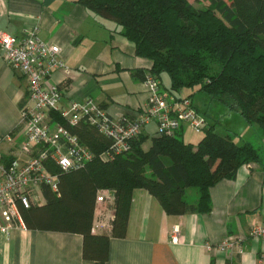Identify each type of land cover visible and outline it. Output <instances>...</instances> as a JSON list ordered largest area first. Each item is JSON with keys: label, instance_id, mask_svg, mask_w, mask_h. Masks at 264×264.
Instances as JSON below:
<instances>
[{"label": "trees", "instance_id": "1", "mask_svg": "<svg viewBox=\"0 0 264 264\" xmlns=\"http://www.w3.org/2000/svg\"><path fill=\"white\" fill-rule=\"evenodd\" d=\"M208 1L197 7L189 0H78L121 25L136 54L152 61L148 72L138 71L143 80L152 75L161 85L162 75L168 73L169 93L183 98L179 91L197 88L226 106L220 111L223 116L239 113L264 134V0ZM204 108L198 110L211 117V110ZM52 116L68 125L61 113L53 111ZM219 123L214 116L197 144L187 142L180 129L174 136L153 137L148 149L143 128L128 151L111 159L101 155L111 140L97 126L86 121L70 126L95 156L68 171L52 166L58 173V191L44 186L43 203L20 207L25 226L82 234L84 257L102 264L109 259L110 239L127 234L136 188L156 196L168 214L210 212L212 186L235 178L245 164L264 168V147L251 141L238 144L235 131L216 132ZM102 188L114 192L110 234L93 231L97 192ZM190 188L197 189L193 203L186 198Z\"/></svg>", "mask_w": 264, "mask_h": 264}, {"label": "crops", "instance_id": "2", "mask_svg": "<svg viewBox=\"0 0 264 264\" xmlns=\"http://www.w3.org/2000/svg\"><path fill=\"white\" fill-rule=\"evenodd\" d=\"M36 28L43 39L60 46L61 56L70 68L69 73L60 69L53 73L55 81L67 82L63 85V106L71 100L92 96L119 121L126 116L135 118L144 111L150 92L138 71L148 72L152 61L136 54L134 42L121 33L122 27L116 21L102 17L78 0H0V31L20 36ZM163 85L162 77L161 89L167 93L168 87L165 89ZM26 92L27 81L7 65L0 53V150L9 156L19 152L24 139L20 125ZM192 100L197 109H205L199 108L194 96ZM244 128L253 130L259 140L257 144L264 147L261 129L253 124ZM181 130L184 139L195 144L189 138L194 129L184 124ZM143 131L149 136L144 143L148 149L151 139L160 135L157 121L150 120ZM231 131L238 134V144L253 142L243 132ZM9 134L12 141L2 140ZM210 194V212L172 215L147 189L136 188L127 234L110 239L109 259L102 264H259L264 243L251 238L249 229L254 220L264 224L262 165L254 162L243 165L235 178L223 179L212 186ZM186 196L191 203L198 198L197 193L192 196L191 189ZM99 208L104 210L108 225L95 226L100 212L95 210L93 231L110 234L114 201L100 204ZM230 234L246 237L243 254L229 256L207 249V243L219 245ZM0 264L99 263L84 257L82 234L32 230L23 222L10 234L0 232Z\"/></svg>", "mask_w": 264, "mask_h": 264}, {"label": "built area", "instance_id": "3", "mask_svg": "<svg viewBox=\"0 0 264 264\" xmlns=\"http://www.w3.org/2000/svg\"><path fill=\"white\" fill-rule=\"evenodd\" d=\"M0 53L7 65L27 81L20 125L24 139L19 152L9 156L0 150V232L10 234L23 223L20 207L29 208L41 203L45 199L44 186L58 191V173L51 169L52 166L68 171L94 158V152L82 143L70 126L81 121L97 126L111 140L110 147L101 155L111 159L128 151L131 140L152 119L158 123V133L168 136H174L184 124L196 131H203L209 124L206 115L196 108L192 99L163 92L160 81L152 75L144 80L150 92L149 99L144 111L135 119H114L92 96L71 100L63 106V85L67 82L55 81L53 73L58 69L69 73L70 68L61 56L60 46L43 39L37 28L20 36L0 31ZM53 111L61 113L68 125L54 121ZM12 139L11 134L2 137V140ZM113 201V190H98L95 210L100 212L95 226L108 225L99 205ZM249 236L264 243V224L254 220ZM245 241L243 235L230 234L219 245L207 243V249L210 252L219 250L229 256L241 255L245 251ZM259 264H264V250L260 253Z\"/></svg>", "mask_w": 264, "mask_h": 264}, {"label": "rangeland", "instance_id": "4", "mask_svg": "<svg viewBox=\"0 0 264 264\" xmlns=\"http://www.w3.org/2000/svg\"><path fill=\"white\" fill-rule=\"evenodd\" d=\"M189 1L197 7L207 6L210 3L208 0H189ZM162 77H163V83L165 85V86L163 85L164 88L166 89L167 87H170L171 86L170 75L168 73H164L162 75ZM178 93L180 95H186L187 93H191V94L193 93V95L195 97V102H197L200 106L199 108H203L204 106H207L211 110V112L209 113L211 115V117L208 116L209 119L211 121H213V117L216 116V118L220 120V123L216 126V132H218L222 135H225L226 130L228 128H230L231 130L243 132L242 134L246 138L250 137V139L255 144L258 143L259 140H258L257 135H255V132L253 130L248 131L247 129L244 128V125H249V123H247L239 113L231 112L235 116H230V114L227 116H223L220 113V111H222V109L226 108V106L224 104H222L221 102H219L218 100L213 99L211 96H209L206 93H200L203 96L202 97L201 96L196 97L195 95L199 93L197 88H184L183 90L179 91ZM202 104H205V105H202ZM253 125L256 129H260L258 124L255 123ZM260 131H262V130H260ZM203 134L204 133L201 131L192 130L189 138L195 140V144H197V142L199 141L198 140L199 137H202ZM237 141L241 142L240 140H237ZM190 189L192 190V196H194L197 193V189H195V188H190Z\"/></svg>", "mask_w": 264, "mask_h": 264}]
</instances>
